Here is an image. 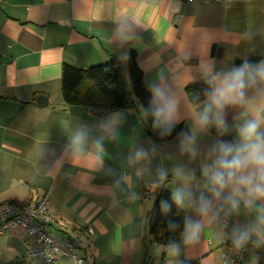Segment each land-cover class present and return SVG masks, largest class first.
I'll return each mask as SVG.
<instances>
[{
    "label": "crops",
    "instance_id": "obj_1",
    "mask_svg": "<svg viewBox=\"0 0 264 264\" xmlns=\"http://www.w3.org/2000/svg\"><path fill=\"white\" fill-rule=\"evenodd\" d=\"M130 54L149 95L163 67L183 102L188 86L206 87L200 75L203 61H213L219 70L244 60H264V0H0V208L47 194L55 218L51 232L60 239L78 233L74 254L85 264H161L163 254L165 264H231L223 259L226 239L219 238L215 225L205 228L199 243L182 247L178 256L153 242L149 214L160 191L170 195L171 173L165 186L153 192L147 174L137 176L129 169L131 188L140 198L130 200L127 192L112 191L114 177L108 169L118 174L130 150L151 141L159 145L153 167L195 169L192 187L198 193L199 159L189 162L179 154L177 135L156 142L137 102L126 110L101 111L67 106L61 99L63 64L86 69L115 58L128 82ZM38 98L46 105L40 106ZM116 112L125 119L119 139L105 143L103 167H93L88 148L73 156L68 144L75 131ZM234 115L229 110V123ZM179 124L186 130L191 121L182 115ZM215 135L213 129L202 143ZM146 189L151 198H143ZM182 211L184 217L192 214ZM4 237L1 264L27 259L20 229ZM253 257H258L256 264H264V248L251 247L242 264H251ZM56 264L74 261L67 256Z\"/></svg>",
    "mask_w": 264,
    "mask_h": 264
},
{
    "label": "clouds",
    "instance_id": "obj_2",
    "mask_svg": "<svg viewBox=\"0 0 264 264\" xmlns=\"http://www.w3.org/2000/svg\"><path fill=\"white\" fill-rule=\"evenodd\" d=\"M200 75L206 85L203 93L185 96L182 102L166 69L159 68L148 89L149 104L140 109L141 118L151 120L152 129L161 139L172 134L182 115L191 121L188 129L177 134V150L189 162L199 159V192L192 187L197 180L195 169L182 165L153 167L159 145L151 141L148 146L135 145L122 160L118 174L108 169L114 177L112 191L127 192L130 200L140 198L131 188L129 169L137 176L147 174L153 192L165 186L171 173L170 200H161V212L167 214L175 206L192 214L183 218L180 241H169L170 255L178 256L182 247L199 243L205 228L213 225L219 238L230 240L237 252L249 245L264 248V60H244L239 66L219 70L207 60L200 65ZM229 110L235 113L231 123ZM124 119L123 113L116 112L97 125L81 126L69 141L70 152L80 156L88 148L93 167L102 168L105 143L119 139ZM213 129L215 137L204 145L202 141L212 135ZM229 135L231 139H224ZM240 216L245 221L233 222L225 231L229 221ZM180 227V223L169 220L170 231ZM257 260L253 257L251 264Z\"/></svg>",
    "mask_w": 264,
    "mask_h": 264
},
{
    "label": "trees",
    "instance_id": "obj_3",
    "mask_svg": "<svg viewBox=\"0 0 264 264\" xmlns=\"http://www.w3.org/2000/svg\"><path fill=\"white\" fill-rule=\"evenodd\" d=\"M128 82L125 81L117 59L111 58L100 65L90 66L86 69L77 68L69 64H63L60 77V94L63 103L67 106H83L101 111H120L134 107L137 102L140 106L147 107L150 95L142 82V72L136 64L133 54L128 59ZM205 87L190 85L186 88L189 98L203 93ZM150 136L158 143L174 138L182 128L179 124L172 134L161 139L152 129L151 120H147ZM161 200H170V195L160 191L153 202L149 214L148 229L153 237V242L167 248L170 240H179L183 227L184 212L173 206L172 211L164 214L160 209ZM6 204L25 205L16 201ZM169 220H175L181 224L176 231L168 228ZM6 264H21L9 262ZM161 264H165V255H162Z\"/></svg>",
    "mask_w": 264,
    "mask_h": 264
},
{
    "label": "built area",
    "instance_id": "obj_4",
    "mask_svg": "<svg viewBox=\"0 0 264 264\" xmlns=\"http://www.w3.org/2000/svg\"><path fill=\"white\" fill-rule=\"evenodd\" d=\"M191 1V0H185ZM201 3H225L227 0H199ZM153 193L146 189L143 198H151ZM55 221L48 207V195L30 201L25 205L6 204L0 208V237L16 229L22 231L27 247L28 260H41L43 264H56L59 258L71 256L74 264H85L84 260L74 254L80 238L75 233L71 238L60 239L50 230ZM232 223L229 222V231ZM227 251L223 255L225 262L242 264L244 256L250 250V245L242 251H235L231 241L226 239ZM264 263V259H263Z\"/></svg>",
    "mask_w": 264,
    "mask_h": 264
},
{
    "label": "rangeland",
    "instance_id": "obj_5",
    "mask_svg": "<svg viewBox=\"0 0 264 264\" xmlns=\"http://www.w3.org/2000/svg\"><path fill=\"white\" fill-rule=\"evenodd\" d=\"M4 245H5V237L1 236L0 237V249H3L2 246H4ZM3 255H4V253H2L0 250V264L2 262L1 260H2ZM20 262H21V264H43V262L41 260H28L25 258H23Z\"/></svg>",
    "mask_w": 264,
    "mask_h": 264
},
{
    "label": "water",
    "instance_id": "obj_6",
    "mask_svg": "<svg viewBox=\"0 0 264 264\" xmlns=\"http://www.w3.org/2000/svg\"><path fill=\"white\" fill-rule=\"evenodd\" d=\"M42 100H45V99H44V98H38L37 101H38L39 105H40V106H44V105H46V101H45V103L42 104Z\"/></svg>",
    "mask_w": 264,
    "mask_h": 264
}]
</instances>
